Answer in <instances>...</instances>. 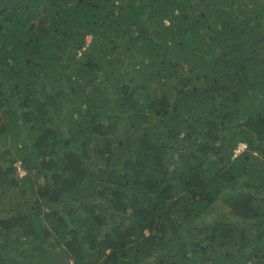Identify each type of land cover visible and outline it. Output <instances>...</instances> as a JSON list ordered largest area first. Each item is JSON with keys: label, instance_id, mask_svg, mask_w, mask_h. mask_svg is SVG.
<instances>
[{"label": "trees", "instance_id": "16d2710c", "mask_svg": "<svg viewBox=\"0 0 264 264\" xmlns=\"http://www.w3.org/2000/svg\"><path fill=\"white\" fill-rule=\"evenodd\" d=\"M0 264H264V0H0Z\"/></svg>", "mask_w": 264, "mask_h": 264}, {"label": "rangeland", "instance_id": "374dc122", "mask_svg": "<svg viewBox=\"0 0 264 264\" xmlns=\"http://www.w3.org/2000/svg\"><path fill=\"white\" fill-rule=\"evenodd\" d=\"M87 40H88V43H89L90 40H91V37L89 36ZM15 166L18 168V172H19V174L25 176L26 173H25V171L22 169V167H20V166H21L20 163H17ZM21 169H22L23 171H21Z\"/></svg>", "mask_w": 264, "mask_h": 264}, {"label": "clouds", "instance_id": "9594fccd", "mask_svg": "<svg viewBox=\"0 0 264 264\" xmlns=\"http://www.w3.org/2000/svg\"><path fill=\"white\" fill-rule=\"evenodd\" d=\"M244 149H245V145H241V146L236 150V152L239 153L240 151H242V150H244ZM20 167H21V166H20ZM21 171H23V170L21 169ZM18 175H19V177H24V175H20L19 172H18Z\"/></svg>", "mask_w": 264, "mask_h": 264}]
</instances>
